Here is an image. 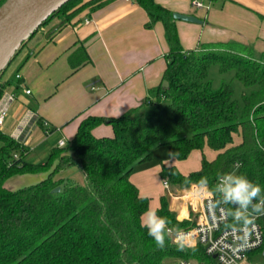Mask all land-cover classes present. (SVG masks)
Wrapping results in <instances>:
<instances>
[{"label": "trees", "instance_id": "1", "mask_svg": "<svg viewBox=\"0 0 264 264\" xmlns=\"http://www.w3.org/2000/svg\"><path fill=\"white\" fill-rule=\"evenodd\" d=\"M107 1L69 0L43 25L56 16L71 20L83 9L94 10ZM136 1L149 15L148 27L163 21L169 43L162 82L153 89L156 100L150 99L154 109L138 112L134 107L118 116L89 114L74 136L40 163L27 160V143L0 129V264H178L179 257L195 255V248H178L169 232L165 245L157 246L140 226L151 201L149 196L138 198L143 194L131 173L164 144L178 160L194 149L202 152L200 167L187 173L175 164H162L161 174L175 186L198 183L203 176L216 191L218 178L238 164L237 175L259 183L264 193V53L257 56L250 46L234 40L185 49L169 7L157 0ZM90 59L83 44L68 56L73 70ZM214 63L222 72L233 70L249 88L240 100L231 81L213 85L209 67ZM3 73L0 97L10 84ZM37 121L47 132L55 129L42 117ZM103 122L112 124L113 134L94 133ZM206 147L215 151L214 158L206 156ZM73 166L82 169L85 182L60 174ZM26 172L47 175L18 189L5 185L10 176ZM57 186L61 189L54 191ZM156 211L165 217L167 229L192 225L177 218L164 194Z\"/></svg>", "mask_w": 264, "mask_h": 264}, {"label": "crops", "instance_id": "2", "mask_svg": "<svg viewBox=\"0 0 264 264\" xmlns=\"http://www.w3.org/2000/svg\"><path fill=\"white\" fill-rule=\"evenodd\" d=\"M157 1L172 11L191 14L188 0ZM237 1H241L242 5L236 6L235 3L226 0L223 5L236 7L238 14L257 23L251 35L254 36L256 32L264 37V17L260 19L258 15L259 13L264 15V0ZM85 18H89L90 21L85 22ZM148 20L147 11L136 0H109L94 10L88 7L83 9L71 20H65L62 16L51 19L39 28L21 49L19 68L14 76L3 78L5 81L10 80L6 90L15 92L16 99L2 129L11 133L25 110L30 108L35 110L37 118L42 117L48 126H55L56 129L57 125H60L59 128L64 132L67 126L64 128L61 126L71 119L72 122L68 123L71 125L70 133L62 137L68 141L74 136L80 121L89 114L118 116L134 107H138V112L145 111L147 103H152L150 99L156 96L153 89L162 82L167 65L166 53L169 49L163 21L158 20L153 26L148 27L146 25ZM175 23L183 47L184 44L189 46L197 43L196 37L188 38L184 22L175 19ZM207 27L201 31H208V34L219 30L229 32L225 26L222 29L217 26ZM54 28L56 29L53 30ZM202 39L200 42L214 41L209 35ZM259 39L258 36L254 38L255 41L252 39L247 41L258 44ZM262 43L264 44V41ZM81 44L85 46L91 59L73 70L68 56ZM20 68H23L25 73H21V77L17 78L16 74ZM44 76L46 79L42 80ZM23 83L26 84L24 91L19 87ZM38 83L40 85L37 86ZM90 84L93 85L89 86ZM31 86L35 88L36 101L37 98H47L46 94L49 92L52 94L45 102L38 103L37 107L35 102L29 100L34 94L33 90L30 93L26 92ZM37 118L31 123L25 136V143L29 146L32 136L37 132V126H40ZM93 131L99 136L112 134L110 126L105 122L97 125ZM165 153V155L162 153V158L156 159L155 148L149 160L135 165L131 179L143 195L160 192L154 183L157 174L161 173L162 164L178 166L183 163V159L172 158L166 150ZM201 155L194 169L179 170L187 173L198 169L201 165ZM215 155L214 151L212 157L208 158L212 159ZM191 185L175 186L171 181L169 188L164 185L167 192L161 195H166L169 208L178 219L190 220L193 223L196 213L191 207L187 192ZM159 204L160 199L154 206L157 208Z\"/></svg>", "mask_w": 264, "mask_h": 264}, {"label": "rangeland", "instance_id": "3", "mask_svg": "<svg viewBox=\"0 0 264 264\" xmlns=\"http://www.w3.org/2000/svg\"><path fill=\"white\" fill-rule=\"evenodd\" d=\"M200 1L203 3V5L200 7L193 4V0H188V2H189L188 4H189L190 13L197 16L199 19L202 20V22L189 21V20H185V19L175 18L176 20L179 19V20H181V22H184L185 33L187 34L188 38L196 37L197 43H198V42H200V39L203 40L202 39L203 37H206L207 35H209V37H212L211 40H214V41H216V40H219V41H221V40H224V41L234 40V41L243 42V43L247 44L248 46H250L255 51V54L257 56L264 53V44L262 43L264 41V37H262L261 34H257L256 32L254 34L255 37L251 35V31L254 29V26H256L257 23L251 21L249 18L245 17L242 14H238V10L236 7H234V8L229 7V5H227V4L224 6L223 4H224L225 0H200ZM226 1L227 2L231 1V2L235 3L236 6L242 5L241 1L240 2L237 0H226ZM174 12H179V11H173V13ZM256 13L258 14V12H256ZM258 15H259L260 19L261 18L263 19V17H261L260 14H258ZM213 23H215V24H213ZM207 26H217L218 28H221V29L223 28V26H225L228 28L229 32L226 33V32L219 30V31H216L215 33L208 34V31H206V32H205V30L201 31L202 28H205V29L208 28ZM259 28H260V26H258V29ZM257 35L260 37V39L258 40V44L256 42H252V43L250 42L249 43L247 41L248 39H252L253 41H255L254 38L258 37ZM197 43L190 44L189 46H186L184 44V47L193 48L197 45ZM80 49H81V51H83L84 47H81ZM21 52H22V50L16 54V56L13 58V60L10 62V64L6 67V69L4 70V73H3V78L14 76L15 71L17 70V68H19V60H20L19 57L21 55ZM22 69L23 68H20V70L18 71L20 74L25 73V71H23ZM209 78H211V80L213 81V85L215 87L219 86L221 84L222 80L231 81V83L233 84V87H234V96L237 97L239 100L241 99L242 91L244 89H249V88L245 87V85L239 79L234 77V71L233 70L222 72V71H220L219 64H217V63H214L209 67ZM45 79H46V77L44 76V79H42V80H45ZM38 85H40V83H38L37 86ZM91 85H93V84H90L89 86H91ZM19 87L21 89H23V91H24L26 84L23 83ZM31 90H33V92H34L35 88H33V86H31ZM51 94L52 93L49 92L46 94L47 98H43V97L40 99L37 98V101H36L35 100L36 94L34 92V94L31 95V97H29V100L33 103L35 102L36 106L38 107V103L41 104V103L45 102L48 99L49 95H51ZM153 100H156V96H153ZM153 109H154V103L153 102L147 103V105L145 106L146 111H152ZM7 121H9V120H7ZM70 121L72 122L71 119L69 120V122ZM69 122H67L61 126V128H64L67 126L65 132L61 131V129L59 128L60 125H57L56 129H54L53 131H50V132H47L46 130L42 129L40 126H37V128H38L37 132L34 133V135L31 138L30 150H29L28 154L26 155L27 160L30 162H34V163L44 162L48 158V156H49L50 152L53 150V148L58 145V141L60 139H62V137L64 135L66 136V133H70L69 127L71 125H69L70 124ZM105 124L110 126V130L113 134L112 124L109 122H105ZM165 150L168 151V155H169V148L167 147V145L164 144V145L157 147L156 148V159L162 158L163 157L162 153L164 152V155L166 154ZM213 153H214V151L210 147L205 148V154L207 157H212L211 155H213ZM200 155H201V151L199 149H194L186 159L182 160L183 163L178 164L177 167L181 170H184V171L194 169L193 167H195L199 163ZM60 174L65 176V177H69L73 180L79 181L81 183L85 182L84 173H83L82 169L77 167V166H73L69 169L63 170ZM46 175H47L46 172L19 173V174H15V175H12L9 178H7L5 180V185L11 189H18V188L23 187L25 185H30V184L39 182L41 179L46 177ZM163 178L164 177L161 173L157 174V177H156L157 180L154 184H156L157 190L160 192H156L153 195H151V194L148 195L150 197V201H151L149 207H152L154 209H156V207L154 205H156L159 202L161 193L167 192V189L164 187V184H163ZM151 191H152V189H151ZM249 260H250L251 264L264 263L263 251L251 253L249 256Z\"/></svg>", "mask_w": 264, "mask_h": 264}, {"label": "built area", "instance_id": "4", "mask_svg": "<svg viewBox=\"0 0 264 264\" xmlns=\"http://www.w3.org/2000/svg\"><path fill=\"white\" fill-rule=\"evenodd\" d=\"M193 4L198 7L203 5L200 0H193ZM89 21V18H85V22ZM16 76L20 78L21 74L17 73ZM26 92L30 93L31 89L27 88ZM15 99L16 93L13 91L5 90L1 95L0 129L3 128ZM37 116L35 110L26 109L10 134L25 142L28 128ZM66 143L65 138L58 142L60 146ZM236 165L231 171L218 178L216 191L205 185L201 193L199 185L195 183L188 188L191 207L196 213L194 222L188 228L169 226L168 232L174 242H176L178 230L187 233L188 239L185 246L195 248V255L179 257L178 264H251L249 260L251 253L259 251L264 253V214L256 213L249 208L246 213L248 215L247 222L243 219H236L232 215L235 206L224 201L223 193L219 190L225 175H237L238 167ZM163 184L169 188L170 178L165 177ZM201 255L205 258L201 259Z\"/></svg>", "mask_w": 264, "mask_h": 264}, {"label": "water", "instance_id": "5", "mask_svg": "<svg viewBox=\"0 0 264 264\" xmlns=\"http://www.w3.org/2000/svg\"><path fill=\"white\" fill-rule=\"evenodd\" d=\"M67 1L69 0H5L0 5V74L10 64L23 43ZM173 16L202 22L193 14L174 12ZM163 85L167 86L168 80H163ZM60 189L61 186H57L53 190Z\"/></svg>", "mask_w": 264, "mask_h": 264}, {"label": "clouds", "instance_id": "6", "mask_svg": "<svg viewBox=\"0 0 264 264\" xmlns=\"http://www.w3.org/2000/svg\"><path fill=\"white\" fill-rule=\"evenodd\" d=\"M169 155L171 156L172 153H169ZM236 167H239V165L237 164ZM206 183V178L200 177L198 185L201 193ZM219 190L223 193L224 201L235 206L232 215L236 219H243L247 222L248 215L246 213L249 208L256 213L264 214V193H262L261 185L248 177L244 175H225ZM138 198L145 199L147 195L138 194ZM165 224V217L158 215L156 209L152 207H148L140 218V226L147 229V234L160 247L165 245V237L169 231ZM187 239V233L182 230L177 231L176 244L178 248H183Z\"/></svg>", "mask_w": 264, "mask_h": 264}]
</instances>
